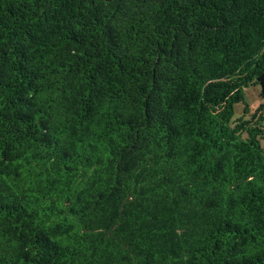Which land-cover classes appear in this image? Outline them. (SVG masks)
Instances as JSON below:
<instances>
[{
	"label": "trees",
	"instance_id": "trees-1",
	"mask_svg": "<svg viewBox=\"0 0 264 264\" xmlns=\"http://www.w3.org/2000/svg\"><path fill=\"white\" fill-rule=\"evenodd\" d=\"M251 85L264 0H0V264H264Z\"/></svg>",
	"mask_w": 264,
	"mask_h": 264
},
{
	"label": "rangeland",
	"instance_id": "rangeland-1",
	"mask_svg": "<svg viewBox=\"0 0 264 264\" xmlns=\"http://www.w3.org/2000/svg\"><path fill=\"white\" fill-rule=\"evenodd\" d=\"M264 104V95L260 85H251L245 88V102L235 104V111L233 119L240 116L250 117L251 114L260 106ZM248 108V111L245 109ZM261 144L264 148V139H261Z\"/></svg>",
	"mask_w": 264,
	"mask_h": 264
}]
</instances>
